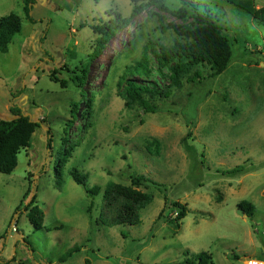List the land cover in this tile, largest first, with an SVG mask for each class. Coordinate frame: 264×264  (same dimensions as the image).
Masks as SVG:
<instances>
[{
  "label": "rangeland",
  "instance_id": "1",
  "mask_svg": "<svg viewBox=\"0 0 264 264\" xmlns=\"http://www.w3.org/2000/svg\"><path fill=\"white\" fill-rule=\"evenodd\" d=\"M246 1L250 12L229 1L194 0L233 44L221 76L200 67L175 83L155 53L143 61L151 44L186 42L170 28L183 22L151 7L117 31L81 90L78 77L95 54L92 27L117 15L128 20L133 3L33 0L31 22L25 0H0V20L15 13L22 21L9 52L0 53V120H14L16 107L39 125L16 170L0 173V264H180L202 254L212 256L211 264H264V23L253 16L264 0ZM164 3L171 11L182 6ZM139 64L149 75H126ZM123 77L153 91L145 98L153 112L126 107ZM73 104L77 119L68 128ZM67 150L59 178L57 162ZM74 169L86 187L73 180ZM137 177L146 179L138 189L153 196L141 224L110 226L103 214L107 185L130 187ZM93 187L101 189L94 199L86 192ZM34 196L45 215L41 231L27 217ZM243 201L255 206L252 217L239 214ZM176 203L188 211L179 231Z\"/></svg>",
  "mask_w": 264,
  "mask_h": 264
},
{
  "label": "trees",
  "instance_id": "2",
  "mask_svg": "<svg viewBox=\"0 0 264 264\" xmlns=\"http://www.w3.org/2000/svg\"><path fill=\"white\" fill-rule=\"evenodd\" d=\"M32 1L25 0L24 12L27 18L31 22H34L30 17V12L32 11L30 5ZM180 1L182 6L176 11H171L167 8L164 0H149L139 5L133 4V10L128 20H123L120 15H117L115 16V20L103 26L92 27L94 34L97 36L95 54L89 56L88 65H83V76L78 77L79 89H84L91 64L105 51L117 31L128 29L134 20L151 7H161L163 11L181 20L183 25L171 26L170 28L182 40H186V42L184 44L178 42L170 48L151 44L144 51L143 61L146 62L148 60L149 51L155 53L159 65L171 70L172 79L175 80V83H177L182 74L191 72L195 68L209 67L212 71V78L219 77L225 73L233 59V44L230 42L227 32L226 34L224 33V28L221 26L220 21L213 14L209 11L201 10L195 5L194 0ZM221 1L245 5L247 11H252L251 1H246L248 3H243L241 2L242 0ZM253 16L264 23V8L253 12ZM21 31L22 21L17 14L11 13L0 20V53L7 54L9 52L13 39ZM155 47L159 48L158 53L155 52ZM147 70V67L139 64L133 69L129 68L126 75L134 76L136 73L149 75ZM197 76H199V73H197ZM62 86L65 88V85ZM119 88L121 89L120 96L127 102V108L138 104L147 113L153 112L154 109L145 99L146 96L154 94L152 90L139 86L135 81L126 77L121 79ZM78 108L79 105L73 104L71 109V125H68V128L76 122ZM88 108H91L90 103H88ZM11 113L15 117L14 120H0V173L4 175H11L16 170L21 152L27 151L30 147L31 138L39 127L38 123L33 122L30 117L23 115L20 109L12 107ZM87 118H90V113H87ZM48 146H51V141H49ZM71 152L72 150H67L64 153V158L57 162L56 174L59 178H62L64 165L68 162ZM237 172L236 169L231 173ZM72 178L78 185L86 187V177L78 170L74 169L72 171ZM145 182L146 179L144 177H137L132 179V186L130 187L116 183L107 185L103 194V214L107 217L110 226L133 227L141 224L142 211L153 202L152 195L138 189L144 186ZM86 192L94 199L101 194V189L93 187L87 189ZM36 199V196L32 198L26 211L30 224L36 231H41L44 229L45 215ZM92 208L91 206L88 210L89 214L92 213ZM173 208L177 210L175 222L176 229L179 231L181 222L186 218L188 211L186 207L178 203L174 204ZM238 209L251 217L255 212V206L247 201L241 202ZM161 218L162 215L159 216V220ZM75 251L76 249H73L71 252ZM211 260L212 256L210 254H202L193 260L185 259L180 264H211ZM86 264L90 263L86 261Z\"/></svg>",
  "mask_w": 264,
  "mask_h": 264
},
{
  "label": "water",
  "instance_id": "3",
  "mask_svg": "<svg viewBox=\"0 0 264 264\" xmlns=\"http://www.w3.org/2000/svg\"><path fill=\"white\" fill-rule=\"evenodd\" d=\"M133 4H139V3H143V2H148L149 0H130ZM224 33L226 34V31H224ZM239 214L241 216H244V212L242 210H239ZM250 258H243L241 259V261H249Z\"/></svg>",
  "mask_w": 264,
  "mask_h": 264
},
{
  "label": "crops",
  "instance_id": "4",
  "mask_svg": "<svg viewBox=\"0 0 264 264\" xmlns=\"http://www.w3.org/2000/svg\"><path fill=\"white\" fill-rule=\"evenodd\" d=\"M261 263V262H260Z\"/></svg>",
  "mask_w": 264,
  "mask_h": 264
}]
</instances>
